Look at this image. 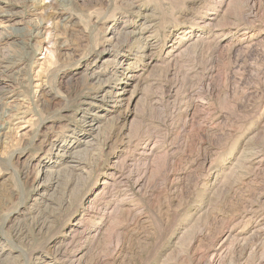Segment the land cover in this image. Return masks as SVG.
<instances>
[{"label": "rangeland", "instance_id": "rangeland-1", "mask_svg": "<svg viewBox=\"0 0 264 264\" xmlns=\"http://www.w3.org/2000/svg\"><path fill=\"white\" fill-rule=\"evenodd\" d=\"M0 119V264H264V0H0Z\"/></svg>", "mask_w": 264, "mask_h": 264}, {"label": "bare ground", "instance_id": "bare-ground-1", "mask_svg": "<svg viewBox=\"0 0 264 264\" xmlns=\"http://www.w3.org/2000/svg\"><path fill=\"white\" fill-rule=\"evenodd\" d=\"M63 1V0H62ZM65 1V0H64ZM248 1H252V0H248ZM254 6H255V3H254ZM254 6H252V7H254ZM15 61V60H14ZM137 79V76L135 75V74H132V75H130V74H127L126 75V81L125 82H121V86L120 87H118V88H113V94H114V98H115V101L116 102H124V100L126 99V105L128 106H130V103H131V101H132V93H131V90H130V88H131V86L132 85H134V83L137 81L136 80ZM113 98V99H114ZM125 105V104H124ZM95 110V109H94ZM194 119V118H193ZM192 119V120H193ZM1 120V119H0ZM194 121V120H193ZM93 122V121H92ZM89 126H94V123H91V124H89ZM65 147H68V146H65ZM58 151H60V152H63V153H66L68 150H67V148H64V149H61V148H59V150ZM153 151H152V149L151 148H149V146L143 151V153L144 154H146V156H153V153H152ZM120 162V161H119ZM125 163H127V162H125V158H124V160H123V163L122 164H125ZM133 163V162H132ZM51 166V165H50ZM121 166H123V165H121ZM120 166V167H121ZM54 167V166H53ZM132 168H131V170L129 171V177L131 178V179H133V181H134V184L135 185H138V184H140V182L142 181V179H143V177H144V171L143 170H141V169H139L138 167L139 166H137V165H134L133 164V166H131ZM141 168L143 167V165H141L140 166ZM145 170L147 169V168H144ZM52 170H50V169H48V170H42V168H40V170H39V174L41 173L43 176H45V177H48V179H50V180H52L53 178H51L52 176V174H50V172H51ZM58 171V170H57ZM53 172V171H52ZM58 173V172H57ZM128 173V172H127ZM59 174V173H58ZM58 176V175H57ZM111 176V175H110ZM128 176V175H127ZM105 180H104V184H106V183H108L109 182V179L108 178H104ZM114 179V178H113ZM47 180V179H46ZM143 184V183H142ZM109 186V185H108ZM143 186V185H142ZM141 186V187H142ZM99 195V194H98ZM89 206V205H88ZM93 206V205H92ZM90 209V208H89ZM92 210H94V209H92ZM132 212V211H131ZM130 211H129V215L131 214L132 215V213H131ZM135 216H137V215H135ZM139 217V216H138ZM134 218H136V217H133L132 219L134 220ZM80 222V221H79ZM79 225V224H78ZM82 225V224H81ZM260 227V226H259ZM101 229H102V227L100 226V225H97L96 227H94L92 230H82V231H80V232H78L79 234H85L86 235V238H87V241L89 242V241H91V242H94L97 238H99V236H100V233H101ZM74 230V229H73ZM253 231V230H252ZM261 232V230L260 229H258L257 231H255L254 232V236H259V233ZM74 234V233H73ZM229 234V233H228ZM71 235V234H70ZM112 235H114V234H112ZM230 236V235H229ZM262 236H264V235H262ZM119 237V236H118ZM124 238V235H122V234H120V237H119V241H122V239ZM256 238V237H255ZM259 238H260V236H259ZM264 238V237H263ZM67 240H68V242L65 244V246L64 245H58L57 246V248H56V250L58 251V252H61V250H63V248L64 247H67V245H69V244H71V243H73L74 242V237L73 236H71V237H69V234H68V238H67ZM225 241V240H224ZM261 242V241H260ZM262 243H263V241H262ZM262 246H263V244H262ZM56 247V246H55ZM223 248V247H222ZM243 248V247H242ZM243 250V249H242ZM84 251V249L83 250H81L80 252H79V255H77L76 257H74V258H70L69 260L72 262V263H75V261L76 262H79L80 261V259H81V256L82 255H80L82 252ZM117 251V250H116ZM221 252V251H220ZM84 253V252H83ZM198 253V252H197ZM197 253H195L194 254V256H196V258H198V261H199V263L198 264H220L222 261L221 260H223L222 258H221V256H220V254H219V249L217 248L216 250H212L211 252L209 251V258L207 259L205 256H203V255H199L198 256V254ZM243 255V254H242ZM206 256H207V254H206ZM239 257H241V255L239 256ZM242 258V257H241ZM66 259V258H65ZM64 260V259H63ZM44 261V263H42V264H51L49 261V259H44L43 260ZM236 261H237V259H236ZM238 264H248V262H246V261H243V262H241V261H238L237 262Z\"/></svg>", "mask_w": 264, "mask_h": 264}]
</instances>
